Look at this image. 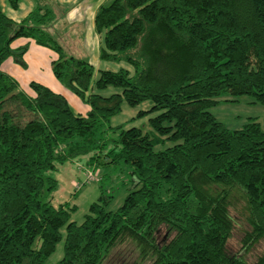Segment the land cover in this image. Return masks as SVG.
Listing matches in <instances>:
<instances>
[{"label": "trees", "instance_id": "16d2710c", "mask_svg": "<svg viewBox=\"0 0 264 264\" xmlns=\"http://www.w3.org/2000/svg\"><path fill=\"white\" fill-rule=\"evenodd\" d=\"M34 2L19 22L0 11V65L24 67L26 45L10 44L32 40L56 55L51 74L88 111L34 82L28 96L0 70V264H45L61 240L52 264H104L127 243L145 264H249L244 254L264 241V120L228 130L209 109L243 95L264 107V0H109L93 17L98 59L127 68L96 76L53 29L64 8ZM107 87L119 91L100 96ZM122 102H148L151 130L109 127ZM80 156L92 171L123 163L131 186L114 211L100 193L76 223L75 206L50 204L57 183L47 173ZM237 202L247 229L229 253Z\"/></svg>", "mask_w": 264, "mask_h": 264}, {"label": "rangeland", "instance_id": "374dc122", "mask_svg": "<svg viewBox=\"0 0 264 264\" xmlns=\"http://www.w3.org/2000/svg\"><path fill=\"white\" fill-rule=\"evenodd\" d=\"M107 70L116 71L120 65L126 67L125 64L107 62ZM119 90L113 87H107L98 91L100 96L106 97L110 94L117 93ZM225 99L233 101H225ZM217 104L209 109V112L217 121L222 123L228 130H236L248 123L250 119H255L258 123L264 120V107L254 103L250 96H239L235 98L218 97ZM150 104L142 102L133 107H128L125 103H121L120 112L109 120V127L114 128L120 126L122 129L130 127L139 128L142 132L150 131L148 119L154 117L157 112H149ZM141 112L142 115L137 116ZM116 133L107 135V143L109 138H114ZM170 142L164 141L162 145L153 148L154 151L170 146ZM108 147V146H107ZM86 156H80L71 162L57 165L54 171H49L47 176L56 180V189L50 195V204L56 207L62 203H68L75 206L76 210L71 214L70 220L79 223L84 214L87 213L88 206L96 201L100 193L104 196L112 197L107 206V210L114 211L120 206L123 197L131 186L128 169L123 163L115 165L98 166L94 171L96 176L101 177L100 183L89 182L83 184L78 190H74V185L83 181V173L80 168H85ZM228 213L232 218L233 225L229 239L226 241L225 248L229 253L239 250V241L246 231L247 226L244 222V212L242 203H235L234 209L229 208ZM160 232L159 235H162ZM62 255V240L55 246L54 252L47 258L45 264L57 262ZM264 255V241L256 243L250 250L244 254L247 263L252 264L258 256ZM104 264H145L140 263L137 259L134 248L129 244L118 245L111 250Z\"/></svg>", "mask_w": 264, "mask_h": 264}, {"label": "crops", "instance_id": "0c3cea01", "mask_svg": "<svg viewBox=\"0 0 264 264\" xmlns=\"http://www.w3.org/2000/svg\"><path fill=\"white\" fill-rule=\"evenodd\" d=\"M55 1L65 10L63 17L53 26L65 50L77 58L85 59L94 70L93 76H96L99 70H107V62L98 59L100 39L93 30V17L98 6L109 0ZM34 7V0H16L15 8L10 6L9 0H0L1 13L13 22L21 21ZM23 45H26L22 55L24 67L7 58L1 63L0 70L12 78L26 95H33L28 87L30 82L40 84L53 93L61 95L75 113L84 116L88 107L65 90L51 74L50 62L56 58V55L49 49L37 46L32 40L24 38L12 41L10 48L16 49Z\"/></svg>", "mask_w": 264, "mask_h": 264}, {"label": "built area", "instance_id": "2783aa9c", "mask_svg": "<svg viewBox=\"0 0 264 264\" xmlns=\"http://www.w3.org/2000/svg\"><path fill=\"white\" fill-rule=\"evenodd\" d=\"M81 170L83 173V181L79 182L78 184L76 183L74 185V190H78L82 184L93 182V181L97 180L96 174L91 169H82L81 168Z\"/></svg>", "mask_w": 264, "mask_h": 264}]
</instances>
